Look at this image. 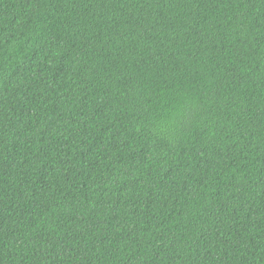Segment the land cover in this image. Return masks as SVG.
Here are the masks:
<instances>
[{"label": "trees", "instance_id": "obj_1", "mask_svg": "<svg viewBox=\"0 0 264 264\" xmlns=\"http://www.w3.org/2000/svg\"><path fill=\"white\" fill-rule=\"evenodd\" d=\"M0 264H264V0H0Z\"/></svg>", "mask_w": 264, "mask_h": 264}]
</instances>
